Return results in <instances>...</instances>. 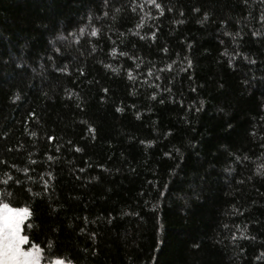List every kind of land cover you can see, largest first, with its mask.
<instances>
[{"label":"trees","instance_id":"trees-1","mask_svg":"<svg viewBox=\"0 0 264 264\" xmlns=\"http://www.w3.org/2000/svg\"><path fill=\"white\" fill-rule=\"evenodd\" d=\"M156 3L0 0V193L41 263L264 264V3Z\"/></svg>","mask_w":264,"mask_h":264},{"label":"snow or ice","instance_id":"snow-or-ice-1","mask_svg":"<svg viewBox=\"0 0 264 264\" xmlns=\"http://www.w3.org/2000/svg\"><path fill=\"white\" fill-rule=\"evenodd\" d=\"M262 3H264V0H261ZM133 3H135V0H133ZM146 3L149 5H153L159 12V14H163V10L161 8V4L156 3V0H146ZM135 10V9H133ZM168 11H172V9H168ZM196 11V9H194ZM104 15H107V13H104ZM147 15V13H146ZM205 18H207V14H205ZM143 22V18H142ZM182 22V21H181ZM137 28L140 27L139 24L136 25ZM80 33H84V28L80 29ZM69 35H72L69 33ZM91 36L95 37L97 35V29L93 28L91 33ZM123 35V34H121ZM227 35V33H226ZM239 35V33H237ZM253 35H256V33H253ZM144 37H141L143 39ZM112 51H116L115 49H112ZM163 51H166L164 49ZM122 56H128V53L122 52L120 53ZM129 59H133L132 57H129ZM189 67L191 66V61H187ZM105 67H109V65H105ZM136 67H139V64L136 65ZM183 71V69H181ZM113 72L117 71V69L113 68ZM131 69L128 70L129 72V79H133L131 76ZM152 69H148L149 74H151ZM83 74V72H81ZM159 79V77H156ZM106 91V90H105ZM152 99H155V94L151 97ZM163 103V101H161ZM203 103V102H201ZM117 112L122 111L121 108L117 107ZM29 115H33L30 113ZM139 115V113L137 114ZM89 132H92L93 129L89 127ZM30 135H35V133H31ZM53 137L49 136L48 140L51 141ZM11 150V149H9ZM77 152L81 151L80 148L75 149ZM47 155V153H46ZM48 159L51 160L53 157L48 156ZM7 161L0 160V164H5ZM29 163H36L34 160H30ZM10 167H15V165H10ZM19 171V169H17ZM25 173L29 171L28 168L23 169ZM80 171H83V169H80ZM7 179L4 180V183H7L9 180L12 179L11 176H8L7 173L4 174ZM43 176V174H41ZM48 179H52V174L48 173ZM17 184L20 183L19 180L16 181ZM48 189L47 181L44 182V191L46 192ZM28 191L34 195L39 196L41 193H32L31 189H28ZM10 193H0V264H41V252L42 249L36 245L32 244L31 247H29L27 250L22 248L21 246L24 245L26 242L29 241V237L27 235L21 234V225L24 223L25 219H27L31 213L29 212V209L27 207H10L9 202H4L5 197H10ZM55 210V209H54ZM85 223L87 221L85 220ZM29 227H31V224H29ZM81 232H84L85 229L81 228ZM94 238V233L91 234ZM243 235V233H241ZM52 248L51 241L48 245V250L50 251ZM93 252H95V249H93ZM45 264H73V261L71 259H68L67 257H58V256H49L44 257Z\"/></svg>","mask_w":264,"mask_h":264},{"label":"rangeland","instance_id":"rangeland-1","mask_svg":"<svg viewBox=\"0 0 264 264\" xmlns=\"http://www.w3.org/2000/svg\"><path fill=\"white\" fill-rule=\"evenodd\" d=\"M21 247L24 248L25 250H27L29 248V247H24L23 245ZM41 264H45V263H41Z\"/></svg>","mask_w":264,"mask_h":264}]
</instances>
